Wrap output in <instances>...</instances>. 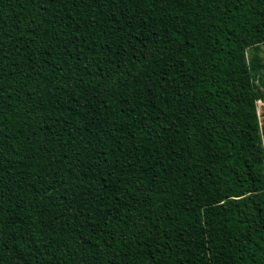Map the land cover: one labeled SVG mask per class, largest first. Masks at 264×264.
I'll list each match as a JSON object with an SVG mask.
<instances>
[{
    "label": "trees",
    "instance_id": "1",
    "mask_svg": "<svg viewBox=\"0 0 264 264\" xmlns=\"http://www.w3.org/2000/svg\"><path fill=\"white\" fill-rule=\"evenodd\" d=\"M261 44L264 0H0V264H264Z\"/></svg>",
    "mask_w": 264,
    "mask_h": 264
},
{
    "label": "rangeland",
    "instance_id": "2",
    "mask_svg": "<svg viewBox=\"0 0 264 264\" xmlns=\"http://www.w3.org/2000/svg\"><path fill=\"white\" fill-rule=\"evenodd\" d=\"M247 58L248 60L256 58L259 61V64L264 72V44H261L258 47L250 48L247 51ZM258 86L264 92V79H262V81H258ZM256 118L259 123L262 144L264 145V104L262 102L257 103Z\"/></svg>",
    "mask_w": 264,
    "mask_h": 264
},
{
    "label": "crops",
    "instance_id": "3",
    "mask_svg": "<svg viewBox=\"0 0 264 264\" xmlns=\"http://www.w3.org/2000/svg\"><path fill=\"white\" fill-rule=\"evenodd\" d=\"M263 147H264V145H263Z\"/></svg>",
    "mask_w": 264,
    "mask_h": 264
}]
</instances>
